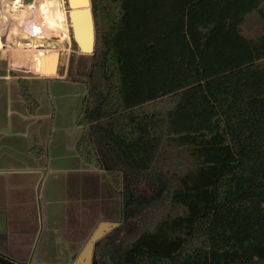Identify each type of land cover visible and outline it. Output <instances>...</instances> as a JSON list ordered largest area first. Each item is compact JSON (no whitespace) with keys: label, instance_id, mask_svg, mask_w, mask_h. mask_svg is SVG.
<instances>
[{"label":"trees","instance_id":"16d2710c","mask_svg":"<svg viewBox=\"0 0 264 264\" xmlns=\"http://www.w3.org/2000/svg\"><path fill=\"white\" fill-rule=\"evenodd\" d=\"M90 11L75 152L119 195L110 252L98 240L92 264H264V33L242 30L264 0H90ZM17 84L35 113L27 80ZM163 142L190 157L177 176L154 165ZM123 190L143 201L162 190L134 219L165 202L178 213L131 233L141 219L128 227Z\"/></svg>","mask_w":264,"mask_h":264},{"label":"rangeland","instance_id":"374dc122","mask_svg":"<svg viewBox=\"0 0 264 264\" xmlns=\"http://www.w3.org/2000/svg\"><path fill=\"white\" fill-rule=\"evenodd\" d=\"M36 2L45 8L43 11L48 20L37 14ZM68 11L65 0H37L34 3L33 0H0V76L16 79V82L30 75L39 76L29 82V90L38 102L35 116L27 114L26 103L21 99L16 82L12 83L13 88L10 85L5 87L4 83L0 85V153L13 154L16 168H36L31 171L7 170L22 173L21 179L28 183L22 190V198L28 202L33 223L38 222L34 228L39 227L38 232L31 233L25 241L32 250L27 256L35 257L34 264H69L73 258L72 250L77 253L75 259L97 225L104 221L115 226L99 239L95 249L99 253L110 252V248L105 247L109 236L107 239L105 236L118 225L115 222L119 217L118 191L104 170L86 164L74 150L75 141L81 134L75 120L86 93L81 76L87 72L91 52L83 53L71 47L73 33ZM54 20L57 22L55 26L42 25V21L50 23ZM242 30L247 36L264 33V17L255 13L248 15ZM49 49L59 57L55 70L58 74L64 73L60 77L47 76L31 66L24 68L15 63L16 60L21 64L23 54H27L29 61L36 52L44 54ZM19 53L21 55L16 57ZM4 55L8 57L7 63L1 62ZM34 140L43 151L40 157L27 152L34 146ZM190 163V157L182 149L163 142L154 165L163 166L177 176ZM158 192L156 197L145 201H155L162 190ZM121 199L128 227H131L130 222L141 219L132 224L131 233L147 225L152 213L158 218L178 213L165 202L163 207L157 206L149 211L143 209L134 219L131 212L147 203L134 200L128 190H123ZM43 215L46 224L42 222ZM42 223L46 225L44 228ZM6 225L5 213L0 210V242L4 241ZM126 231L122 228L119 236H125ZM5 250L6 246L0 245V251ZM0 264L5 263L0 261Z\"/></svg>","mask_w":264,"mask_h":264},{"label":"crops","instance_id":"0c3cea01","mask_svg":"<svg viewBox=\"0 0 264 264\" xmlns=\"http://www.w3.org/2000/svg\"><path fill=\"white\" fill-rule=\"evenodd\" d=\"M37 0H33V3ZM33 5V4H31ZM45 9V8H44ZM33 29V28H32ZM36 30V28H34ZM37 31V30H36ZM35 31V32H36ZM34 32V33H35ZM37 39L35 42L37 43ZM48 50L45 52L47 53ZM16 55V57L20 56ZM23 60L20 63H17L15 60V63L18 66H23L26 68L27 66H33L31 60L27 61L26 57L27 54H23ZM5 58L1 59V62L7 63L8 62V57L4 55ZM59 60V59H58ZM42 66L41 64H39ZM28 68V67H27ZM33 68V67H32ZM57 68V67H56ZM64 74V73H62ZM62 74H58L57 70H55L54 74H50L47 76H55V77H60ZM1 75V74H0ZM39 76H27L26 78H23L27 80L28 86L30 87V79L37 78ZM43 77V76H42ZM1 82L0 85H3L7 87L8 85L12 86L10 88H13L12 83L16 82V79H10L7 77H4V75L0 76ZM17 84V82H16ZM18 87V84H17ZM19 91V87H18ZM20 94V93H19ZM21 96V95H20ZM22 99V98H21ZM23 101V99H22ZM24 103V102H23ZM38 108V107H37ZM27 112V110H26ZM28 115L30 116H35L36 112L33 114H30L27 112ZM77 126V125H76ZM79 138V137H78ZM78 140V139H77ZM77 140L75 141V144L77 143ZM38 143L34 140V146ZM75 144H74V150H75ZM33 147V146H32ZM28 148L27 152L31 154L34 157H40L41 153H33L30 149ZM39 147V145H38ZM36 150V149H35ZM34 150V151H35ZM43 152V151H42ZM9 160V161H6ZM15 156L11 154L10 152H2L0 153V210H2L5 213V218H6V230L7 232L5 233V236L3 237L4 241L0 242V245H5L6 250L0 251V255L4 256L7 258L9 261V264H34L35 262V257H29L27 256L28 251L31 252L28 247L29 243H25V241L30 238L31 233L36 231L38 232L39 227L36 229L34 228L35 225L38 223L37 220H35V223H33V219L30 217V212L28 211L29 205L26 199H23V191L24 187L27 186L28 183H25L24 180L21 179V174L20 172L16 173H10L7 170H14V171H31L32 169H36L35 167L32 166H27V167H15ZM8 165V166H7ZM16 177V178H14ZM6 186V187H5ZM23 190V191H22ZM20 191H22V194L20 196ZM46 216H42V222H45L46 224ZM43 226H46L42 223L41 227L44 228ZM37 246V245H36ZM35 246V247H36ZM27 248V250H26ZM21 249V250H20ZM73 253V258L71 259V262L69 264H72L74 262V256L76 253L75 249L72 250ZM60 264V263H58Z\"/></svg>","mask_w":264,"mask_h":264},{"label":"water","instance_id":"95a60500","mask_svg":"<svg viewBox=\"0 0 264 264\" xmlns=\"http://www.w3.org/2000/svg\"><path fill=\"white\" fill-rule=\"evenodd\" d=\"M67 6L69 10H75L76 8H79L81 10L86 9V16L90 23V33L86 32L84 26L82 24H76L71 20V26H72V33H73V39L76 43V46L79 51L87 49V52H92L93 50V44H94V36H93V25H92V16L90 11V0H66ZM71 19V18H70ZM78 29L76 33V28ZM89 34V35H88ZM77 36L79 38H77ZM82 52V51H81ZM58 63V56H56V65L55 69L57 67ZM114 223L110 222H100L97 227L94 229L88 240L86 241L85 245L75 258L74 262L72 264H92V258H93V248L95 243L112 227H114Z\"/></svg>","mask_w":264,"mask_h":264},{"label":"bare ground","instance_id":"6f19581e","mask_svg":"<svg viewBox=\"0 0 264 264\" xmlns=\"http://www.w3.org/2000/svg\"><path fill=\"white\" fill-rule=\"evenodd\" d=\"M36 7H37L36 8L37 14L39 13L38 15H40L43 19L48 20V18H46L47 15H45V13L43 11L44 9L42 7H40V6H38V3H37V6ZM40 12H43V13H40ZM68 13H69V15H68L69 16V19L71 18L70 21L73 20V22H75L76 24L77 23L78 24L79 23L82 24V26H84L86 32H89L90 33V23H89V20H88L87 16L85 15L86 14V9L85 10H81L79 8H76L75 10H69ZM29 14H30V16H32L31 13H29ZM27 19H31V18L28 17ZM52 21H53V19H52ZM56 24H57V22L55 20H54V22H50V23H48L46 21L45 22L42 21V25H45V26H47V25H49V26H55ZM76 27L77 26L75 25V28ZM51 31L49 33H51ZM77 31H78V29L76 28V33H77ZM77 38H79V37L77 36ZM81 51L83 53H87L88 48L87 49H84V50H81ZM30 60H31L32 65H33L32 67L36 71L42 72V73H44L46 75L54 74V72H55V65H56V55H55L54 51H52V50L49 49L48 52L47 53H44V54L43 53L41 54V53H37L36 52V54H33L31 56V59ZM39 64H41L42 66H40Z\"/></svg>","mask_w":264,"mask_h":264},{"label":"flooded vegetation","instance_id":"af4514ba","mask_svg":"<svg viewBox=\"0 0 264 264\" xmlns=\"http://www.w3.org/2000/svg\"><path fill=\"white\" fill-rule=\"evenodd\" d=\"M65 4L67 5V3H66V0H65ZM68 7V6H67ZM69 9V8H68ZM74 54H75V52H73ZM73 55V54H72ZM59 58V57H58Z\"/></svg>","mask_w":264,"mask_h":264}]
</instances>
